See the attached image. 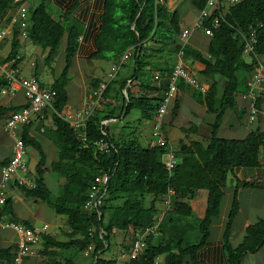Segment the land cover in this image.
Masks as SVG:
<instances>
[{
    "label": "trees",
    "instance_id": "1",
    "mask_svg": "<svg viewBox=\"0 0 264 264\" xmlns=\"http://www.w3.org/2000/svg\"><path fill=\"white\" fill-rule=\"evenodd\" d=\"M190 2L199 11L207 4V0ZM25 3L26 0H0V28L8 25L17 8ZM57 3L71 5L66 13L56 19L48 4L45 1L39 2L30 12L28 31L36 45L48 50V64L54 61L63 39H66L65 66L51 84L57 91L55 110H52L53 126L46 131L58 148V158L49 164L41 140L30 135V124H26L22 138L27 146H34L40 155L35 166V187L17 181L13 183V188L26 197L47 203L57 214L67 216L71 229L69 239L61 241L45 234L43 252L49 255L58 250L91 249L94 264H119L118 258L104 256L106 250L111 249L114 236L117 232L124 233L129 242L124 245L123 253H131L138 235L157 223L160 215L158 200L163 199L165 204L172 191L171 204L169 207L165 205V211H161L165 214L159 221L157 230L145 238L146 247L123 264H184L187 259L190 264H244L247 254L257 253L264 248V216L248 223L242 240L237 245L233 243L232 228L240 211L239 188L261 187V174L248 180L237 179L221 241L210 240L211 226L220 217L228 175L239 168L261 166V159L264 157V129L253 130L244 138L220 137L218 132L225 111L229 108L236 109L238 105L239 87L242 84L247 86V81L238 78L237 71L244 70L252 75L257 62L253 60L249 63L245 60L244 38L239 31L249 34L256 28L255 52L260 56L264 55V0L233 2L225 12L215 10L205 19L204 25L210 28L212 35L207 54L188 45L185 47L186 57H192L194 61L203 64L202 75L223 77V91L220 94L219 83L215 82L207 93H194L197 100L208 107L209 112L216 114V120L212 123L209 138L181 141L176 151V166L171 172L163 160L165 147L156 144L143 146L137 136L126 138L121 133L115 135L110 130L109 122H103L119 118L124 113L128 115L134 109L141 110L146 118L155 117L164 103L162 92L167 90L169 83L168 80L159 82V85L156 81L152 82L146 68L150 65L149 58L152 54L166 49L179 53L182 48L181 34L184 28L179 11L170 10L166 0L159 4L155 0H99L97 6L103 3V13L94 58L119 61L132 48L136 67L129 78L130 84L129 79H114L107 84L103 97H110L114 85L118 84L115 96L117 98L120 95L121 105L111 108L110 103H105L103 111H93L85 128L88 140L83 142L59 113L68 103L66 86L72 80L71 68L79 50L80 20L86 19L90 7L82 10V19H76L73 12L80 0H57ZM216 18L220 20V24L214 27ZM11 40L12 49L4 61H9L18 54L21 44V30L18 27L14 29ZM34 74L36 77L39 75L38 66ZM8 85L9 80L5 76L0 77V88ZM91 85L93 89L98 88L100 79L94 78ZM178 86L184 88L183 80ZM25 105L0 104V117L7 114L10 116ZM178 111L177 102L172 110V118H176ZM182 131L186 134L197 132L198 127L191 125L189 128L183 127ZM102 140L111 144L109 151L99 149L97 142ZM10 159L0 161V166L7 164ZM108 171L111 179L104 197L100 199L97 209L87 211L84 205L90 187ZM47 172H53L64 179L56 197L52 195L47 183ZM201 189L208 191L206 209L203 217L194 222L190 219L194 217L190 201ZM147 196L151 197L149 203L146 202ZM12 220L32 226L28 220L17 215ZM15 252L14 245H0V262L13 264ZM58 264L77 263L68 254L58 260Z\"/></svg>",
    "mask_w": 264,
    "mask_h": 264
},
{
    "label": "crops",
    "instance_id": "2",
    "mask_svg": "<svg viewBox=\"0 0 264 264\" xmlns=\"http://www.w3.org/2000/svg\"><path fill=\"white\" fill-rule=\"evenodd\" d=\"M54 1H55L54 3L57 6H59L60 9H63L62 10L63 13H66L68 11L70 5H71V4H67V3L60 5L57 3V0H54ZM239 1H241V0H239ZM98 2H99V0H80L79 5L75 8V10L73 12L74 18L82 19V17H80L82 10H84L88 6L90 7L88 10V16L86 17V19L80 20L81 21V26H80L81 36L79 39L80 45H79V50L74 57V62H73V66H72L73 71H74V73H76L77 76L75 79L73 78L70 81V83L66 86V89H67L68 95H69L67 104L73 105V107L75 109L86 110V111L91 109V107H93L95 102L97 101L96 97L93 95V92L97 88L93 89L92 85H91V82L94 78L100 79V84H102V83L108 84L111 80H114V79H119L122 81L124 79H129L133 75L135 67H136L135 59L133 58V49L130 48V49H128V50H131V55L128 58L129 61L126 64L125 63L123 64V62L128 60V59H126L120 63V66L122 65V67L119 69V71L117 72V74L115 75V77L113 79L108 80L104 77H100V76H98L99 74L95 71V69H96L95 67H97L99 69V73L102 72L104 69L102 65L95 63V59H102V58H94V54L97 52L96 38H97V35L99 33V30H100L101 15L103 13V3L100 6H97ZM166 3H167V6L169 7L170 10H178L179 11V13L181 15V23L183 25V28L192 29L190 40H189V43L187 45L198 50V51H200V52H202L203 54H207L208 49H209V44L211 42V37H212L211 33L208 31H205L203 29H193L194 23L196 22V20L198 19L199 15H200V11L197 10L193 6V4L190 2V0H166ZM230 4H231V2H229V0L225 1L223 3L224 10H227ZM60 15L62 16L63 14H60ZM59 18H60V16H59ZM59 18H56V19H59ZM30 40H31L30 37L27 39H24L21 37V44H20V47L18 48V55L21 58H20V61L18 62V64L16 65V67L19 69V71L16 73V76L14 79L9 80L8 86H2L0 88V104H4L6 106H21V105L27 104L26 86L23 83V81L25 79L31 78L32 76H35V74H34V72L30 76H26L25 74H23V69H24L23 64H24L26 57L24 54L21 53V49ZM11 49H12V40L10 38H7V40L5 41V45H4V55L0 59V77H4V75H6V73L11 68L10 62L4 61V59H6L9 56ZM124 54L120 58V60L123 59ZM63 57H64V66H65V52L63 53ZM260 59H261V56H260ZM81 60H83L85 62V68H83V69L80 66ZM103 60H108V59H103ZM109 61H113V63H112V66L108 72V75L112 71V67L116 66V60H109ZM149 61H151L150 65L146 69H147V71H149L151 81L154 83L156 81V83H158V85H159V82L166 80V79L156 78L157 74L171 73V71L173 70L175 65L177 63H179L180 61H183L185 63V65L189 68V70H191L192 73L198 78V80L201 84L205 85L209 89L213 83L218 82L220 94L223 91V83H222L224 80L223 77L220 75H213V76L202 75L201 70L204 67L203 64H201L198 61H194L192 57H186L185 55H184V57H180L178 53H174V52L168 51V49H166L164 52L154 53V55L152 54V57L149 58ZM34 62L35 61L31 62V64H32L31 67H33V68H35ZM33 63H34V65H33ZM90 64L92 65L93 70L89 69L88 65H90ZM78 67L80 68V70L77 69ZM72 68H71V70H72ZM122 68H125V70L123 72H121ZM236 74H237L239 79H241V80L244 79L245 82L248 81L249 77L251 76L247 71H244V70H238ZM147 77L148 76H145V78H147ZM36 78L38 79V81L41 83L42 86L44 85L47 87H51L52 83L50 85L46 84V83H42L39 75ZM181 81H182V79H179L177 81V85ZM183 82L185 83L184 88H180L178 86L179 90H178L176 97L174 99H172V101L168 105L166 118H165L166 120H165V124H164V134L170 140V144L172 146V150H173L175 156H176V149L174 146L175 142H178V147H179V144L181 143L182 140H185V141H187V140H203V139L209 138L211 131H212V123H214V121L216 120V114L209 112L208 107L204 103L197 100L194 93L198 90L195 87L187 84L185 81H183ZM130 83H131V79H129V84ZM117 86H118V84L114 85V89H113L112 95L110 97H108V98L102 97L99 100L98 104L95 105L94 111L95 110L103 111L106 108L105 103H110L111 108L118 107L121 105L120 95L117 98L115 96V87L117 88ZM89 87H91V88H89ZM245 89H246L245 84L244 85L242 84V86L239 87L240 93H239L238 100H237L238 105H237L236 109H230L229 108L225 111L223 118L221 120L220 128L224 125L226 120L230 119L229 115L233 114L232 111L235 110L236 115L234 118V122L236 124L235 125L236 128L239 126H244V129H245V128H248L249 124L256 122L259 124L256 129H259V128L261 130L264 129V118L258 117L254 121H252L250 119V112H249L250 101L242 96ZM164 92H162V95H164ZM184 101L192 102V104H193V115H194V116L192 115L193 117L197 116L199 118H203V117H207L208 114H212L213 115L212 118H214V120L210 124L209 123L206 124L203 122L204 120H202L201 123L196 124L198 127L197 132L192 131V132H189L187 134L184 133L182 131V128L183 127H186V128L191 127V124L193 122L191 120H189L187 122V124H184V125L183 124H177L175 122V120H173L174 118H171L172 117V110H173V107L175 106V104L177 102L179 103V111H178V115L176 116V118H177L180 115L181 108H182ZM260 105L264 109V95L260 99ZM45 110L46 111L42 112V113H33L32 114L31 120L29 121V124H30L29 133L32 137H36V138L41 140L44 150H45L44 143H46V142L50 143L49 147H48L49 149L50 148L54 149V146H53L54 142L51 140L49 135L46 134L47 129L53 126V124H52V112L53 111L51 110V108H46ZM132 112H133V110L128 115H125V113H124L119 118H111V119H108L105 121L109 122V127L111 130L112 123H119L120 121H124V120L132 117ZM243 114L245 115V119L243 117L244 116ZM8 115L9 114L1 116L0 117V123L3 122L5 125V122H6ZM134 117H135V119L139 120L140 123H142V121L146 120V119H150L154 123V118H155V117L146 118L145 114H143L142 111H141L140 115H136ZM167 124H170V125L167 126ZM4 128H5V126H4ZM4 128L2 129L3 132L8 135L9 139L10 138L13 139V137L10 135V133L7 132ZM220 128H219V130H220ZM23 129H24V127H23ZM256 129H254V130H256ZM252 131L253 130L248 128V130H246L244 132L243 137H240V138H244L246 135H248ZM111 132H112V130H111ZM112 133H114L115 135L117 134L116 131L112 132ZM151 135H152L151 138L148 139V143H147L148 145L155 144V138L153 136V129H152ZM225 138H227V137H225ZM233 138H237V137H233ZM29 146H27V151H28ZM13 151H14V139H13V144L11 142V146L6 151V154L0 157V161H2L3 159H6V158H11L13 155ZM45 152L47 153L46 150H45ZM27 154H28V152H27ZM163 160H164V156H163ZM261 163H262L261 166L258 168H250V169H253V171L249 172L247 175L244 173V171L247 168L236 169L234 171V173H231L228 175V182H227V186L224 188L225 194H224V197L222 200L221 212H220V217H219V218L224 217V221L220 225V227L222 228V232H221V236L218 237V236H216V232L218 231L219 227L216 229L215 234H214V237H215L214 242H219L222 240L224 229H225L226 223L228 221V215H229L232 203H233V197H234V192L236 190V184H237L238 178L241 180H248L257 174H261L263 177L262 186L259 188H244V187L239 188L240 211H239V214H238V216L234 222L233 228H232L231 239L238 237L242 232H244L247 224L250 223V221L252 220V219H250V215H249L250 209H255L256 211H263L264 210V157H262ZM28 167H29V162H28ZM30 170H32V169L29 168L28 172H30ZM34 170H35V168H34ZM28 172L25 175V177L28 178L29 180H34V178H35L34 172L35 171H33L34 174L28 173ZM232 174H234V175H232ZM242 176H243V178H242ZM2 180H3V178H2V171H1V166H0V185L2 184ZM7 189L9 191L10 201L8 202V204L6 206L3 207L2 210H0V215L3 219L12 220V217L14 215H17V216L21 217L22 219L28 220L30 225L40 226V227L46 226V233L45 234H49L57 240H60L59 239L60 235L67 237L66 240L69 239L68 233L71 230L70 226H69V228L64 229L63 226L57 225L52 229L51 228V222H46L45 220H43V218H41V212L40 211L42 209V206L37 211L31 213L29 205H27L26 202H24V201H20L19 197H17V195L15 194L16 189L13 188V182L7 186ZM201 192H203L202 193L201 210L203 211V215H204L205 209H206L207 198H208V191L206 189L199 190L197 196L195 198H193L190 202H191L193 209L195 210V205L198 203L197 198L199 197ZM25 206L27 207V209H29V211H23L22 210L23 207H25ZM256 213H254V212L252 213V214H255V216H258L255 220H252V221H257V220H259V218L263 217V216L259 215L258 213H257L258 215H256ZM59 215H62V214H59ZM66 218H67V216H66ZM219 218H216L215 220H217ZM17 240H18V234L15 230H13V229H0V245H14L16 247ZM66 240L61 239V241H66ZM44 249H45V244L44 243L40 244L38 246V251H37L36 255L27 257L24 261V264H58V260L63 259V257H65L68 254L73 256V258L77 264H82L76 258V253H78V252H83L84 257L88 260L85 262V264H94V262H95L93 252L91 249H87L84 251H77L75 249H73L71 251H60V250H58L56 253L53 252L52 254H49V255H47L43 252ZM0 264H4V263L0 262ZM184 264H190L189 260L187 259Z\"/></svg>",
    "mask_w": 264,
    "mask_h": 264
},
{
    "label": "built area",
    "instance_id": "3",
    "mask_svg": "<svg viewBox=\"0 0 264 264\" xmlns=\"http://www.w3.org/2000/svg\"><path fill=\"white\" fill-rule=\"evenodd\" d=\"M156 4L163 3L165 0H155ZM228 0H207L206 7L200 11V15L196 22L194 23L193 29H203L210 32V28L204 25V20L209 18L215 10L224 11L223 3ZM229 2H239V0H229ZM30 8L28 5L22 4L17 8V11L12 17L11 22L0 28V59L4 55V45L7 38H12L14 29L18 27L21 30V37L24 39L29 38L28 28L30 26ZM225 13H223L224 15ZM220 24V20L216 18L213 22V26L217 27ZM262 26V23H260ZM192 29L184 28L181 34L182 48L179 51V56L184 57L185 47L189 43ZM244 38V48L243 56L245 60L249 63L256 60L255 68L253 74L249 77L247 81L246 89L243 92V97L250 101L249 112L250 119L252 121L256 120L258 117L264 118V109L260 105V99L264 95V63L260 59V55L255 52V44L257 43V29L253 28L249 34H245L239 31ZM131 55V50L126 51L122 61L128 59ZM20 56L17 54L16 57L10 59V70L4 75L8 80L15 78L16 73L19 71L17 65ZM34 65V63H33ZM113 79L115 74H111ZM156 78L168 80V88L164 92V103L158 109L157 114L154 118L153 125V136L155 138V144L165 147L166 153L164 156L168 158L164 160L167 169L171 172L176 166V156L172 150L170 140L164 134V124L167 113V108L172 99H174L178 93L177 81L182 79L187 84L195 87L198 91L205 94L208 88L201 84L198 78L192 73L191 70L185 65L183 61H180L175 65L171 73L157 74ZM23 83L26 86V97L27 105L23 106L21 109L16 110L8 116L5 122V130L10 133L14 139V151L9 162L1 167L2 171V184L0 185V210L6 206L10 196L7 186L10 183L17 181L20 184H26L29 187H35L34 180H29L25 177L28 172V162L25 159L27 155V145L22 138L23 127L29 123L33 113H42L46 108L54 109V103L57 96V91L52 87L42 86L41 83L35 76L29 79H25ZM107 84L102 83L93 92L96 97V102L93 107L89 110L75 109L73 105H66L65 109L59 113V115L67 121L75 130L78 138L86 142L88 137L85 132V128L89 119V116L93 113L95 105L98 104L99 100L103 97V92L106 89ZM103 123H106L104 121ZM99 149L102 151H109L111 144L104 140L97 142ZM23 174V176L21 175ZM111 179L110 172H105L100 177L99 181L94 183L88 191V199L85 202L84 208L87 211H92L97 209L99 201L104 197L107 191V185ZM171 194L170 191L165 205L169 207L171 204ZM164 213V212H162ZM159 219L154 226L147 227L142 233L138 235L133 243L131 253H124V258L135 257L137 254L143 251L146 247V236L157 230L159 226ZM0 229H13L18 234V240L16 242V252L13 264H24L27 257L36 255L38 251V246L44 243V235L46 233V226H29L24 223L15 222L8 219H3L0 215Z\"/></svg>",
    "mask_w": 264,
    "mask_h": 264
},
{
    "label": "rangeland",
    "instance_id": "4",
    "mask_svg": "<svg viewBox=\"0 0 264 264\" xmlns=\"http://www.w3.org/2000/svg\"><path fill=\"white\" fill-rule=\"evenodd\" d=\"M41 1H45L46 4H48V8L51 12V14L56 17L59 18V16H61L60 14H63V9H60L59 6H57L54 2V0H26V4L28 5V7L30 8V11H32L35 6L41 2ZM66 20V19H65ZM71 21H73V19L71 18ZM65 52V38L62 41L61 47L58 49V51L55 54V59L54 61H52L51 64H48L46 62V57L48 55V50L43 49L41 46L34 44L33 41H28L25 46H23V48L21 49V53L25 55L26 59L24 61L23 64V74H25L26 76H30L33 72L35 73V68L38 66V72H39V77L42 83H46V84H51L54 82V80L61 74L63 66H64V57H63V53ZM35 61V68L31 67V62ZM129 61V59L125 62H123V64L127 63ZM261 61L264 63V55L261 56ZM80 66L81 68H85V62L83 60L80 61ZM122 62V60L116 61V66L112 67V71L109 73L108 72L112 66L113 61H109V60H103V59H95V63L96 64H100L103 66V71L99 73V69L97 67H95V71L99 74L98 76L100 77H104L108 80H110L112 78L111 74H117V72L119 71V69L122 67V65L120 66V63ZM90 70H93L92 65H88ZM78 70H80V68H77ZM125 70V68H122L121 72H123ZM71 76L72 79L76 78V73H74L73 68L71 70ZM89 86V85H88ZM91 88V87H89ZM72 92V91H71ZM141 111L138 109H134L132 112V117L124 120V121H120L119 123H112V127L111 130L112 132H115L117 134H119L121 132V136L122 137H126V138H130L132 136H137L141 142V144L143 146H147L148 144V139L151 138V133H152V129H153V125L154 123L152 122V120L150 119H146L143 120L142 123H140L139 120L135 119L134 116L136 115H140ZM233 114H230L229 120H226V122L224 123V125L220 128L218 135L221 137H227V138H233V137H243V134L246 130H248V128H250L251 130H254L258 127V123H252L248 125V128L244 129V126H239L236 128V124L234 122V118L236 115V111L233 110L232 111ZM193 104L190 101H184L182 108H181V112L180 115L177 118H174L173 120H175V122L177 124H187V122L189 120H191L193 123L191 125H195L201 123L202 120H204V123H211L214 118H212V114H208L207 117H203V118H199L197 116L193 117ZM244 115V114H243ZM245 119V115L243 116ZM172 118V117H171ZM248 121V120H247ZM244 123V122H243ZM170 124H167V126H169ZM4 128V123L1 122L0 123V157L6 154V151L9 149V147L11 146V142L13 144V139H9L8 135L5 134L3 132ZM48 142L44 143V147L45 150L47 151L48 154V162L49 164L54 161L57 160L58 158V148L56 147V145L53 144L54 149L52 148H48L49 147ZM175 149L176 151H178V142H175ZM51 150V151H50ZM168 157L164 156V160H166ZM25 159L29 162V168L32 169L30 170V172L28 173H33L34 168L36 166V164L38 163L39 159H40V155L38 150L30 145L28 148V154L25 156ZM28 168V169H29ZM253 171V169L247 168L244 173L247 175L249 172ZM35 173V172H34ZM33 173V174H34ZM21 175L23 176V174L21 173ZM234 175V174H232ZM243 178V176H242ZM46 179H47V183L49 185V187L52 190V195L54 197H56L60 191L61 188L63 186L64 183V179L58 177L55 173L53 172H47L46 173ZM202 193L199 195L198 199V203L195 205V210H194V214L192 218H190L192 221L194 222H198L199 219L203 216V211L201 210L202 207ZM15 194L17 195V197H19L20 201H24L26 202L27 205H29L30 207V212L33 213L35 211H37L41 206V218H43V220H45L46 222H51V228L53 229L55 226L59 225V226H63L64 229L69 228V224L67 222V218L66 215H59L57 214L53 208L47 204L44 203L42 201H38L34 198L31 197H26L21 191L16 190ZM151 200L150 196L146 197V202L149 203ZM157 205L160 209V217L161 219L163 218L165 213H162L161 211H165V204H163V199L158 200ZM170 209V208H169ZM167 209V211L169 210ZM23 211H29V209H27V207H23L22 209ZM258 213L261 216H264V210L263 211H256L255 209H250V219L255 220L258 216H255V214L252 213ZM256 213V215H258ZM252 214V215H251ZM159 219V218H158ZM250 221V222H255V221ZM224 221V217H221L217 220L214 221L213 225H212V233H211V241L213 240L214 242V234L216 229L219 227L218 231L216 232V236L220 237L221 236V232H222V228L220 227V225L223 223ZM244 232H242L238 237L232 239L233 243L235 245H237L243 238ZM59 239L61 240H66L67 237H64L62 235L59 236ZM126 241V242H125ZM128 238L126 240L125 234L122 232H117V234L114 236V241L112 244V247L110 250H106L104 256L106 258H118L120 263L119 264H123L125 263V261L128 260V258H124L123 256V249H124V245L127 244ZM76 258L79 260V262H81L82 264H85L86 261H88L85 257L83 252H78L76 253ZM122 260H124V262H122ZM244 264H264V248L262 250H260L257 253H249L246 255L245 259H244Z\"/></svg>",
    "mask_w": 264,
    "mask_h": 264
}]
</instances>
